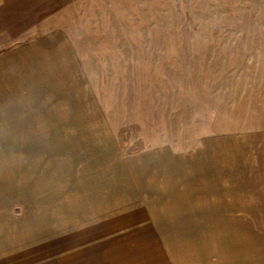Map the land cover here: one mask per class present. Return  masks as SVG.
Segmentation results:
<instances>
[{"label": "rangeland", "instance_id": "1", "mask_svg": "<svg viewBox=\"0 0 264 264\" xmlns=\"http://www.w3.org/2000/svg\"><path fill=\"white\" fill-rule=\"evenodd\" d=\"M54 33L75 77L38 90L88 99L93 133L12 102L8 51ZM240 143L264 147V0H0V264H161L227 200L166 193L167 159Z\"/></svg>", "mask_w": 264, "mask_h": 264}, {"label": "crops", "instance_id": "2", "mask_svg": "<svg viewBox=\"0 0 264 264\" xmlns=\"http://www.w3.org/2000/svg\"><path fill=\"white\" fill-rule=\"evenodd\" d=\"M51 36L32 38L8 51L7 79L19 87L12 102L23 108L19 116L24 123L73 128L51 132L93 133L89 119L94 120L96 112L88 99L40 95V86H55L59 76L75 77L69 42L60 33ZM258 146L230 144L221 152L218 147V159L211 151L206 158L199 153L198 157L167 159L166 193H218L227 200L218 204V222L204 227L209 232L201 237H173L158 243L166 246L156 250L161 264H264V147Z\"/></svg>", "mask_w": 264, "mask_h": 264}]
</instances>
